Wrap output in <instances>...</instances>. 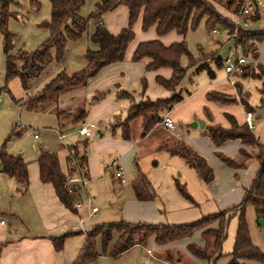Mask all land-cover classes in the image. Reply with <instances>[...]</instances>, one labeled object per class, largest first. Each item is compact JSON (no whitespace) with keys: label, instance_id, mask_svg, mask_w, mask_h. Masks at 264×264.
<instances>
[{"label":"trees","instance_id":"16d2710c","mask_svg":"<svg viewBox=\"0 0 264 264\" xmlns=\"http://www.w3.org/2000/svg\"><path fill=\"white\" fill-rule=\"evenodd\" d=\"M31 6L35 8L39 5L36 0H29ZM244 0H99L96 4L95 11L87 18L80 16V11L85 0H49L50 19L40 25V28L46 30L49 38L31 54L20 53L16 57L11 56L13 36L6 31L8 19L14 17L9 13V6L12 0H0V32L4 36L2 50L5 56V80L10 81L14 78L19 79L22 88L26 91L30 89L31 82L38 77L52 62H59L63 59L66 45L70 42L77 41L84 33L88 32L90 21H96L89 42L93 48H88L84 54L86 66L84 69L71 76L64 72L58 74L52 81L44 86L37 96L29 100L27 107L30 110H42L48 106L54 105L56 108V98L61 91L56 90L58 85L63 86V91H72L84 87L87 82L95 77L105 67L121 63L124 60L126 50L134 41L135 34L133 31L137 20L141 19V31L148 32L155 30L157 37L165 36L175 32L182 37V41L173 43L168 47L163 46L158 40L139 43L132 55L134 63L143 59L150 60L145 67L147 72H155L160 69H170L172 76L166 80L160 76L155 77V83L162 89L171 93L167 99H160L155 102L146 101L139 103L136 108L129 106L127 117L124 125L121 126V137L125 141L130 140V123L134 120L141 119L142 131L148 134L154 126L160 121V112L170 110L175 104L183 100L182 97L175 94L182 79L186 75V69L181 65V59L187 58L188 67H194L198 62L190 54L186 36L189 30L195 31L200 22L204 20L205 27L208 31L217 29L226 33L229 39L233 40L234 47H241L244 54H254V60L258 55L254 51L247 49L248 43L264 44V32L253 30L254 26L260 22L261 18L257 11V6L252 16H243L242 22H250L251 30H244L241 26H235L234 22L221 16L213 4L222 7L232 16H238L240 7ZM255 2V0H252ZM118 7H125L128 10L129 22L127 28L119 34L112 35L99 21L102 15L109 13ZM54 53V55H53ZM215 64L219 68L222 66L220 58H215ZM19 64V65H18ZM249 66H244L242 74L243 79H257L261 82L260 96L261 104L264 99V69L258 67V75L255 70L248 72ZM206 71L213 78V75L206 65H198L196 72ZM240 93V103L246 113H253V108L248 103L245 94ZM146 89V81L142 80L141 90ZM102 97L104 95H101ZM101 96L95 95L93 101H99ZM117 97L124 100H132L126 92L118 93ZM206 98L217 104L227 103L231 97L218 92H208ZM54 114L58 123L63 127V119L71 120L70 124L83 121L86 116L85 109L76 110L74 113L58 111L54 109ZM231 128L225 129L219 126L206 127V136L214 146L219 147L225 142L239 140L242 145L258 149L257 155H252L244 149H240L238 156L240 160L229 159L218 154V159L228 168L234 170L247 169L246 161L255 159L259 164V171L254 178L249 189L245 191L242 203L230 210L220 212L211 216L204 217L202 220L186 225L164 226V225H146V224H128L118 222L97 226L86 234V243L73 264H93L99 257L96 250V240H101L103 251L112 239L114 233L119 237L115 245L109 252V257L117 258L127 252L134 246H145L150 239H154L155 244L159 247L172 244L177 241L191 238L196 232L201 231L204 239H209L208 249H200L194 245L187 247V252L196 259L213 262L215 264L222 258V244L227 237L228 225L234 217L238 219V227L233 250L230 253V262L228 264H246L248 262L264 263V253L252 242L248 222L246 219V210L251 208L256 220L264 221V144L254 136L252 130L247 126H239L231 116H226ZM112 130L118 126L111 125ZM75 150V157L78 159L81 167H85V156L79 155L78 149ZM172 156L181 158L188 167L194 169L199 179L204 184H209L214 180V174L208 167L206 160L200 155L193 152L183 142H178L172 146L163 147ZM40 156L37 159L39 167V178L43 184H50L55 194L70 211L73 209L71 197L64 188L63 174L60 171L58 158L55 153L40 149ZM68 160V158H67ZM1 172L15 180L24 193L28 189V164L21 156H13L0 151ZM137 177L132 183V189L135 197L139 201H149L153 199V193L149 182L137 169ZM178 193L186 201L193 203L192 198L186 192L184 186L175 181ZM217 222L216 228H207L209 223ZM67 236L53 238L52 244L56 252L63 249L64 241ZM167 264H176L173 257H165ZM249 264V263H248Z\"/></svg>","mask_w":264,"mask_h":264},{"label":"crops","instance_id":"0c3cea01","mask_svg":"<svg viewBox=\"0 0 264 264\" xmlns=\"http://www.w3.org/2000/svg\"><path fill=\"white\" fill-rule=\"evenodd\" d=\"M216 11L225 18H230L232 22L236 21V17L227 13L222 7H217ZM261 16V15H260ZM227 18V19H228ZM100 21L105 25L106 29L112 34L117 35L123 29L127 28L129 22L128 10L125 7H118L117 9L102 15ZM257 27V26H256ZM258 29V27H257ZM135 39L129 45L126 50L124 60L121 63L111 64L104 69H102L95 77L90 79L87 84L79 89L85 88L89 89V92L92 89L97 91L95 94L97 96H101L99 101H94L89 108L85 109L86 116L83 121L70 124L68 122L69 119H63V127L60 126L56 116L54 114V109H57L58 106L51 105L42 110H30L27 107V104H23L27 111H31L37 114H53L56 123H57V136L58 133L65 134L64 131H68L73 127H77V130L81 126L82 123L88 124H96L97 131L92 135L91 138L87 139L79 136L80 140L75 141L72 144L62 145L61 151H50L47 148H39L38 155L32 163L27 162L22 155V159L28 164V189L26 192H21L20 185L13 180L5 176L1 170L0 164V182H4L7 185L6 197L0 200V222L3 221L4 225H0V264H73V262L77 259L80 252L82 251L85 243H86V234L97 226L105 225V224H113V223H104L102 221H98L97 214L99 213L98 207L95 206L91 200V205L97 208V213L95 215L90 216V211L87 210L82 212L79 210L81 207L76 208L74 204L79 202L83 203L81 191L76 195L72 196L71 202L73 205V210L70 211L64 207L62 203L58 200L53 187L50 184H43L39 178V167L37 163V159L40 156V149L47 150L51 153H55L58 158V164L60 171L64 175L67 173L68 167V149L71 147L78 148L79 155L85 156V173L88 177V183H95L102 177H100L101 168L103 174L107 172L109 167H115L116 170H121L122 174H124L122 167L116 163L121 161V158L130 157L140 154V150L142 151V147H140L141 142L149 140L151 137L155 139L154 151L158 153H163L166 155L165 158L168 164L163 165L162 168H168L178 165V168L188 167L186 163L179 158L178 156H172L166 151L162 150L163 147H170L178 142H183L186 146H188L193 152L203 157L208 167L214 174V180L209 184H204L198 177L196 171L190 167L187 169L193 173V177L191 178L192 185L198 189V193H201L199 196L201 199L193 200V203H190V206L193 207V210H184L182 214L177 216V218L170 223H163L158 225L164 226H178V225H186L196 223L202 220L204 217L211 216L214 214H218L220 212L230 210L234 207L239 206L243 199L244 194L247 189L250 188L254 178L256 177L259 171V164L256 162L249 169L245 170H234L226 167L217 157L218 154L223 155L229 159H233L234 156L239 152L240 149H244L246 152H253V155L258 154V150H255L251 147L244 146L239 140L228 141L222 144L219 147L213 145V143L206 136V127L219 126L225 129H230V123L226 119V116H231L238 123V125L246 124V115L247 113L244 111L242 105L241 109L244 111V116H238V113L230 114V110L225 107H219L217 103L207 100L206 94L209 92V89H217L219 92L224 95H227L231 98L238 99L240 97V93L238 88L241 89V93H247L249 96L248 103L251 101V90L247 86L244 87L245 80H257V79H243L242 77H238L233 74V77L236 79H231L229 74L225 72L227 75V79L222 82L215 83L216 75L211 66L209 69L213 75L211 78L206 71L207 76L212 83L209 84L208 87H199L195 90L194 93H189L186 89V82L182 79V84L175 89V94L182 97L183 100L177 104H175L170 110L163 115H160V121L154 126V128L145 135L142 131L141 121L134 120L130 123V140L125 141L121 137V129L118 127L116 130H112L113 123L117 118L120 120H124L127 116V110L130 106L129 100H124L117 97L118 93L126 92L135 100L141 101H151L155 102L160 99H167L171 96V93L161 87L157 86L155 83V77L160 76L166 80H169L172 76V71L170 69H160L155 72H147L145 67L150 63V60L143 59L140 62L134 63L132 61V55L134 50L136 49L139 43L158 40L163 46L168 47L173 43H178L182 41V37L178 36L175 32H171L165 36L157 37L155 34V30L151 29L146 33L141 31V19L139 18L134 25L133 28ZM212 33V31H210ZM213 34V33H212ZM226 35L224 32H219L218 34H213L214 39H217L218 35ZM186 40V38H185ZM233 47L234 42L232 40ZM235 51L237 50L234 47ZM67 50V46L65 52ZM65 55V53H64ZM240 57V56H237ZM236 57V58H237ZM242 57V56H241ZM245 58V57H244ZM246 59V58H245ZM258 59V58H257ZM246 63L244 65L249 64L246 59ZM253 61V60H252ZM258 61V60H257ZM222 62V61H221ZM258 63H260L258 61ZM215 64V61H214ZM243 65V66H244ZM86 66V63H85ZM216 66V64H215ZM217 67V66H216ZM223 67V63L222 66ZM219 67V68H221ZM218 68V67H217ZM202 72V71H201ZM199 72H196L198 74ZM66 74V73H65ZM186 76V75H185ZM185 78V77H184ZM54 79V78H53ZM52 79V80H53ZM51 80V81H52ZM142 80L146 81V89L141 90V82ZM233 80L235 84H231L230 81ZM239 80H242L243 83H239ZM259 81V80H258ZM100 84V85H99ZM118 84V85H116ZM226 84L229 87H225ZM259 86H261V82L259 81ZM99 87L97 88L96 86ZM75 89V90H79ZM24 90V89H23ZM31 90V86L30 89ZM72 90V91H75ZM25 91V90H24ZM260 91V87L258 89ZM259 93V92H258ZM27 95H31L28 91ZM260 96V93H259ZM94 98V96L92 97ZM22 100V99H21ZM21 100H13L14 104ZM264 101V99H263ZM82 102H76L72 106L66 107L65 109L76 108L81 105ZM261 103V96H260ZM251 105V104H250ZM223 106V105H222ZM206 107L208 109H206ZM252 107V105H251ZM60 108V107H59ZM257 108V107H256ZM260 108V106H259ZM264 108V102L263 107ZM204 109V110H203ZM238 109V108H237ZM218 110L222 112V118L218 113ZM240 110V108H239ZM242 112V111H241ZM70 113V112H69ZM243 114V113H242ZM252 114V124L254 131V119L258 118L254 113ZM106 116L108 117L106 119ZM168 116L175 124V129L171 132L167 131L163 125L161 124L162 120ZM260 120H264V118H260ZM259 120V121H260ZM66 121V122H65ZM202 121L204 123V127L200 128L198 125L196 128H191L190 125L183 124H192L193 122ZM259 122L258 120H255ZM136 126V132L134 129V125ZM179 128L177 127V125ZM62 128V129H61ZM118 130V136H117ZM55 132V130H54ZM254 134V133H253ZM111 136V139H105L106 136ZM256 137V135L254 134ZM66 137L60 141L63 143L66 140ZM261 144H264V134L261 137H256ZM34 139L36 140L34 135ZM59 139V138H58ZM81 146V148L79 147ZM113 151L116 156L115 159H112L109 163L100 162V158L103 153L106 151ZM63 152V154H62ZM62 156V162L65 165V170L63 171L60 162ZM11 155V154H10ZM14 156V155H13ZM17 156V155H16ZM111 159V157H109ZM104 159V158H103ZM164 159V158H162ZM176 159L181 160V164H177ZM177 165H176V164ZM180 163V162H179ZM183 163L184 166H181ZM159 163L154 162L153 166H158ZM136 171L139 169V166L135 164ZM140 170V169H139ZM137 177V176H136ZM172 178V176H171ZM112 181L120 182V184H126L124 175V183H121L119 179H116L115 174L112 175ZM134 181V180H133ZM131 181V188L132 183ZM173 181H177L173 179ZM150 187H152L149 182ZM187 184V183H186ZM88 186V185H87ZM185 187V185H184ZM153 188V187H152ZM133 191V189H132ZM154 191V190H153ZM154 193V192H153ZM89 194V192H88ZM86 193V195L88 196ZM134 197L135 193L133 191ZM179 194V193H178ZM180 195V194H179ZM155 197V193L153 195ZM93 197V196H92ZM154 197L152 200L153 201ZM182 197V196H181ZM183 198V197H182ZM94 199V198H92ZM136 199V197H135ZM184 199V198H183ZM138 205H142V203L149 201H139ZM88 211V212H87ZM123 221L128 224H141L140 221L136 220V218H128L127 213L124 210V214L122 217ZM228 229H227V237L224 243L222 244V254L223 257H228L227 262L224 261L222 264H228L231 260L230 253L233 250L237 227H238V219L234 217L231 219ZM234 220V221H233ZM258 221V220H257ZM261 221V220H260ZM233 222L235 224H233ZM118 223V222H117ZM264 221L260 225H263ZM146 225H157V224H146ZM217 224L212 228H216ZM249 227V223H248ZM250 231V227H249ZM201 231L196 232L191 238L174 242L172 244L166 245L164 247H159L155 244L154 239H150L145 246H134L127 252L121 254L117 258L109 257V252L115 245H112L109 248V244L105 251L102 249L101 240L98 238L96 240V250L99 253L100 257L93 264H126L120 263L119 260L127 256L131 251L135 249H139L143 251L144 255L146 250H150L152 256L157 260H152L148 256L150 264H167L164 260L167 255L170 254L171 257H174L176 264H201L202 260L196 259L191 256L187 252V247L189 245H194L200 249H208L207 243L209 239H204L201 236ZM62 236H67L63 249L59 252H56L53 248L52 239L59 238ZM116 241L118 240V233H116ZM157 256H154L155 254ZM225 259V258H224ZM222 259L221 261H223ZM156 261V262H155ZM220 261V262H221ZM207 262V261H202ZM218 262V261H217ZM215 262V264H219ZM249 264H262L257 262H248ZM246 263V264H248ZM206 264H214L213 262H207Z\"/></svg>","mask_w":264,"mask_h":264},{"label":"rangeland","instance_id":"374dc122","mask_svg":"<svg viewBox=\"0 0 264 264\" xmlns=\"http://www.w3.org/2000/svg\"><path fill=\"white\" fill-rule=\"evenodd\" d=\"M36 1L39 4L36 8L34 6H31L29 0H12V4L9 6V13L14 15L13 18L10 17L8 19L6 26V31L13 36L12 49L10 52L11 56L16 57L20 53L31 54L49 38L48 32L40 28V25L42 23L47 22L50 19L49 0ZM98 1L99 0H85V3L80 11V16L82 18L89 17L91 13L95 11V6ZM255 2L257 11L259 12V15H261V20L259 23H257V27L258 30L264 32V0H255ZM213 5L215 9L218 7L217 4ZM230 18L231 17H229L228 19L230 20ZM96 22L97 20L93 22L90 21L88 32L84 33L77 41L68 43L66 45L67 50L63 59L59 62L52 61L38 77H35L32 80L31 90L26 91L23 90L19 79L14 78L10 81L5 80V56L2 50L4 36L0 32V151L14 156L22 155V157L27 162L32 163L33 161H35L38 155L39 148H47L52 152H57L62 150V145L65 146L67 144H72L75 141L80 140L77 135V127H73L68 131H64L67 135V138L63 141V143L60 142L57 136V132L59 130L57 128V123L54 115L48 113L37 114L31 111H27L23 104H27L29 100L34 99L37 94L44 88V86L58 74L64 72L67 75L71 76L85 68L84 54L88 48H93V46L89 42V37L92 34V30ZM186 44L190 54L195 58L194 61L198 62L194 67L191 68L188 67L187 58L184 57L181 59V65L186 69V76L183 81H190L185 85L189 93H194L196 89L202 87L203 85L204 87H208L209 84L213 82L209 79L206 72L202 71L196 74V68L199 64L206 65L208 67L211 66L216 75L217 81L215 83L222 82L223 80L225 81L227 79V75L224 72V62L227 58L235 61L237 56L245 57L248 60L249 64L244 66H249L250 70L248 72L255 70L256 75L254 76L258 75V67H262L264 69L263 43L260 44L251 42L247 44V49L249 50V52L255 50V54L258 55V59L254 60V54H244L241 47H239L235 51L232 40L225 35H218L217 39L215 40L214 35L206 29L204 20L200 22L198 28L195 31H188L186 36ZM215 58H220L223 63V67L217 68L215 66ZM257 60L260 63H258ZM244 66L241 67L240 73L235 74L236 76L242 77V74H244ZM229 77L234 80L236 79V77H233V74L229 75ZM182 82H180L178 87L182 84ZM239 83H243L242 80H239ZM99 85L96 87L98 88ZM212 85H214V83H212ZM259 85L260 84L258 80L244 81V87L247 86L251 90L250 104L254 109H256V107L258 109H262L263 107V104L260 103V96L258 93V89L260 87ZM58 86L62 85L60 84ZM225 87H229V85L226 84ZM94 90L95 89H92V91L90 92L89 89L86 90L85 88L65 92L63 90H59L61 92L56 98V106L59 105L60 108L57 107L56 110L74 113L76 110L78 111L86 107L88 109L89 106L94 103L92 97L95 96V93L97 92ZM28 91L31 94L30 96L27 95ZM208 91L219 92L217 89L213 88L209 89ZM245 96L247 97V99H249L247 93H245ZM14 99L19 101L21 99L22 100L21 102L18 101L16 104H14ZM232 99L234 98H231L227 103L219 104L218 108L225 107L226 109L228 108L230 110V114L236 112L238 113L239 117H242V115L244 116V111L241 109L239 98H236L235 102H232ZM129 101L130 105L132 104L131 106H133V108H136L139 103L146 102L138 99L135 100L134 98ZM76 102L82 103L76 108L65 109L66 107L72 106ZM206 109L208 108L206 107ZM166 112L167 110H164L160 112V115H163V113L165 114ZM218 113L221 118L222 116H224L219 110ZM232 116L235 117L234 114ZM126 117L124 120H120V118H117L113 125L118 126L121 129V126L125 123ZM107 118L108 117L106 116V119ZM139 120L141 121V119ZM255 120L259 121L260 117H258L257 119L255 117L254 119L253 133L256 135V137L262 138V135L264 134V120H260L259 122ZM70 121L71 120H68V122ZM176 125L179 128L178 124ZM183 125L191 126V124ZM133 126L135 129V124ZM34 135L37 136L36 140L34 139ZM118 135L119 134L117 130V136ZM108 136L109 137L106 136L105 139H111V136ZM155 144L156 143L154 137H151L149 140L141 142L140 147H142V151L140 150V154L137 153L136 155L130 157L121 158V161L118 162L116 160V163L120 165L122 169H125L123 170V175L126 184H120V182L112 181V175L114 176L115 172L117 171L115 167H109L105 174H103V168H101L100 174L102 175H100V177L102 178L95 183L90 184L89 182L86 190L83 189L81 191V200L83 202H85L87 198H89L92 200L93 204L98 207V221H102L104 223H117L119 221H123L122 217L125 210L128 218H136V220L140 221L141 224L158 225L163 223H170L171 221L175 220L177 216L182 214L184 210H193V207L190 206V203L178 194V189L176 188L175 182L173 181V179H175L181 186L185 185L184 188L186 192L193 198V200L196 201L198 199H201V197L199 196L201 193H198L199 190L196 189L190 181L193 177V173L191 174V172L187 169L188 167H184V169L183 167L178 168L177 164H181L182 162L179 159H176L175 161L177 162V164L175 163L177 167L173 166V168H171L168 166V168H162V166L165 164L167 165L169 161L165 159L167 157H165L166 155L164 154V152L158 153L154 151ZM79 147L81 148V146ZM253 149L258 150L256 148ZM248 153L253 155L252 151H248ZM60 157V166L64 171L65 165L62 162L61 153ZM109 157H111V159ZM115 157L118 156H116L112 150L106 151L102 154L100 162L109 163L108 166H110V162H112L111 160L115 159ZM233 159L237 161L240 160L238 153L234 156ZM154 162L159 163V165L154 167ZM256 162L257 161L255 159L246 161L245 163L247 165V169H249ZM135 164L139 166L140 172L147 179V181L151 183L153 188L151 187L149 192L155 193L153 201L142 203V205H138V202L136 201L131 188V181L136 178L138 173L136 171ZM181 166H184L183 163ZM3 180L4 182H0V200L4 199L7 196V185L5 183V179ZM86 193L88 194V196L86 195ZM79 210L85 212L87 210V207L85 205H82ZM246 219L249 223L250 236L253 244L257 246L262 253H264V224L260 225V220H256L251 208H247L246 210ZM216 224L217 222L209 223L207 228H212ZM233 224L235 223L233 222ZM116 238V233H114L109 243V248H111L112 245L116 242ZM154 256H157V254H155ZM174 258L175 256L173 257V259ZM222 259L224 260L221 261ZM149 260L150 259L146 254L144 255L143 251L135 249L123 259L121 258L119 262L124 263L125 261H127L126 264H150ZM227 260L228 257L222 256V258H220L218 262H216L219 263L221 261L219 264H222V262H227ZM192 261L194 264V260ZM206 263L207 262L201 261V264Z\"/></svg>","mask_w":264,"mask_h":264},{"label":"built area","instance_id":"2783aa9c","mask_svg":"<svg viewBox=\"0 0 264 264\" xmlns=\"http://www.w3.org/2000/svg\"><path fill=\"white\" fill-rule=\"evenodd\" d=\"M256 8V2H253L252 0H244L242 6L240 7L239 10V15L236 16V21L234 22L235 26H241L244 30H251L252 29V24L250 22H242L240 20L241 17L243 16H252L254 14V10ZM220 31L217 29H214L212 31L213 34H218ZM246 59L244 57H237L235 61H233L230 58H227L224 62L225 65V72L229 75L235 74V73H240L241 72V67L246 63ZM231 84H235L233 80L230 81ZM23 102V101H22ZM252 114L247 113L246 115V124L249 129H253V124H252ZM161 124L163 127L171 132L175 129L174 122L166 116ZM97 131V126L96 124H88V123H82L79 129L77 130V133L79 136L84 137V138H91L92 135ZM66 135L62 133H58V138L60 141H62ZM35 138L37 136L35 135ZM75 150L73 148L68 149V171L63 177V182H64V188L67 192V194L72 197L76 196L80 191L83 189L86 190V187L88 185V177L85 173L84 167H81V165L78 162V159L75 157ZM115 177L116 179H119L121 183H124L123 179V174L121 170H117L115 172ZM82 205H85L88 210L90 211V216L95 215L97 213V208L93 207L91 205V200L87 198V200L83 203H75L74 207L79 208ZM0 225H4V222L1 221ZM147 255L150 257V259L156 260L150 250H146Z\"/></svg>","mask_w":264,"mask_h":264},{"label":"water","instance_id":"95a60500","mask_svg":"<svg viewBox=\"0 0 264 264\" xmlns=\"http://www.w3.org/2000/svg\"><path fill=\"white\" fill-rule=\"evenodd\" d=\"M253 30H257V27L254 26V27H253ZM62 89H63V86H58V87L56 88V90H62ZM231 101H232V102H235V99H232ZM253 112H254L258 117H260V118H264V109H263V108H262V109H258V108L254 109V108H253ZM197 125H198L200 128H203V127H204V123H203L202 121L194 122V123L191 124L190 127H191V128H196ZM260 222L262 223V220H261Z\"/></svg>","mask_w":264,"mask_h":264}]
</instances>
